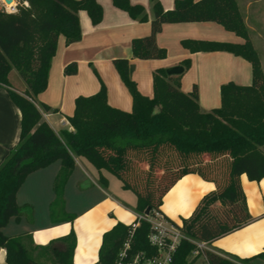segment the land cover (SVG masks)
Segmentation results:
<instances>
[{"label":"trees","instance_id":"1","mask_svg":"<svg viewBox=\"0 0 264 264\" xmlns=\"http://www.w3.org/2000/svg\"><path fill=\"white\" fill-rule=\"evenodd\" d=\"M27 6L8 14L0 10V86L20 112V131L16 145L0 163V247L6 264H73L75 234L72 230L46 245H37L27 232L6 236L1 229L22 213L16 193L30 173L59 161L54 179V199L49 205L51 222H71L72 214L63 211V187L74 166V156L88 161L106 186V171L121 182L123 189L136 196L134 211H159L164 194L185 174L195 173L212 181L215 189L205 194L193 212L177 223L187 239L177 244L170 264H193L192 241L212 242L250 221L240 175L249 180L264 177V71L249 38L236 0H174L165 10L159 0H150L152 19L147 35L131 40L133 58L162 59L164 48L156 44V34L164 23L215 22L244 39L243 43L184 39L181 45L190 52L227 51L251 64L250 85L227 82L220 86V106L209 111L199 107L197 88L189 92L179 87L180 73L168 75L164 68L153 72L151 97L142 95L131 77L133 64L127 58L113 65L131 97V111L110 106L101 84L91 95H78L67 117L71 130L58 134L42 119V112L53 111L37 103L36 97L47 85L51 60L60 36L66 44L79 41L81 30L77 12L86 11L91 23L102 18L96 0H26ZM139 22L148 20L143 6L129 0H111ZM184 67L189 61L183 60ZM15 67L25 84L17 89L10 79ZM183 68V67H182ZM77 70L75 62L63 68L66 75ZM220 174L219 179L217 175ZM58 212V214H56ZM63 213L60 215L59 213ZM117 222L102 235L95 264H116L128 240L126 257L152 256L148 242L150 224L138 220ZM173 222V221H172ZM207 264H254L264 262V250L240 258L218 251L204 250Z\"/></svg>","mask_w":264,"mask_h":264},{"label":"crops","instance_id":"2","mask_svg":"<svg viewBox=\"0 0 264 264\" xmlns=\"http://www.w3.org/2000/svg\"><path fill=\"white\" fill-rule=\"evenodd\" d=\"M96 1L102 8L101 20L93 25L86 11L77 12L81 38L70 44H66L62 36L58 38L46 88L36 97L38 104L54 109L42 112V119L55 133L71 130L67 117L73 112L75 97L94 94L101 84L110 106L131 111L130 94L113 65L117 58H127L133 64L131 77L138 91L148 97L153 94L152 76L156 69L183 67L179 87L183 92H189L195 85L199 107L204 111L220 106L222 84H251V64L243 57L227 51L190 52L181 45L184 39L244 42L243 38L220 24L210 21L164 23L156 34V44L165 49L166 56L137 59L131 55L130 43L150 31L153 16L150 0H129L131 4L143 6L148 18L145 22L133 20L125 11L113 6L111 0ZM159 2L165 10L174 4V0ZM236 3L249 30L251 43L257 51L264 52V0H236ZM262 55L260 60H264ZM185 59L189 61L188 67H184ZM71 62H75L77 70L66 75L63 68ZM20 87L24 89L25 84L20 83ZM19 131V109L9 99L6 89L0 86V163L16 145ZM73 159V169L63 187L64 207L74 216L73 220L53 223L49 217V205L55 196L54 179L61 167L59 161H54L27 175L16 193V203L22 213L18 219L11 218L1 231L6 236L27 232L35 244L46 245L72 230L76 239L72 263L95 264L103 233L117 222L132 223L137 215L134 211L136 201L126 197L121 183L113 185L114 194L110 192L113 175L101 172L107 180L104 187L98 181L99 172L88 161L79 156ZM239 180L251 219L208 243V247L244 258L264 250V177L249 180L243 173ZM214 189V182L195 173L185 174L164 194L159 211L166 218L180 223L193 212L200 199ZM29 210L32 213L30 220L26 215ZM0 264H6L2 247Z\"/></svg>","mask_w":264,"mask_h":264},{"label":"built area","instance_id":"3","mask_svg":"<svg viewBox=\"0 0 264 264\" xmlns=\"http://www.w3.org/2000/svg\"><path fill=\"white\" fill-rule=\"evenodd\" d=\"M21 3L19 0H0V10L13 14L18 11ZM27 1H22V6H27ZM137 222L132 224V230L138 225V220H145L150 224L148 233V242L155 248V253L152 256H145L143 253L136 254L130 260L123 261L126 257V249L129 247L127 240L123 244V248L119 253L120 260L116 264H170L172 254L181 239H187L181 232L177 223L166 218L160 211H154L152 214L145 215L144 213L136 215ZM196 245V249L192 252V256L198 253H203L204 250H211L208 243L205 241H192Z\"/></svg>","mask_w":264,"mask_h":264},{"label":"rangeland","instance_id":"4","mask_svg":"<svg viewBox=\"0 0 264 264\" xmlns=\"http://www.w3.org/2000/svg\"><path fill=\"white\" fill-rule=\"evenodd\" d=\"M22 1L23 0H19V2L21 3V5L19 6V7H22ZM19 9V8H18ZM257 51V50H256ZM262 54H264V52H261ZM261 53H260V51H257V54H258V57L259 56H261ZM262 56H264V55H262ZM259 61H260V65H261V68H262V71H264V67H262V66H264V60H260L259 59ZM12 71H10V79H11V82H12V84H13V86L15 87V88H17V89H20L21 87H20V83H23V81L21 80V78L19 77V75H18V73H17V71L15 70V67L13 66L12 67V69H11ZM216 172H214L213 171V174H215ZM215 175H217V177H218V179H219V175L220 174H215ZM112 179V186H111V188L109 189L110 190V192L112 193V194H114V186L113 185H116V186H118L121 182L117 179V178H111ZM114 183V184H113ZM125 192V195H126V197H128V198H130V199H132V200H134V201H136V196H135V194H134V192L132 191V190H129V189H125L124 190ZM128 204V203H127ZM63 211L65 212V213H68L66 210H65V207H64V203H63ZM56 214H58V212H56ZM60 215H63V213H59ZM26 215H27V218L30 220L31 218H32V213H31V210H29L27 213H26ZM75 241H76V239H75ZM193 264H207L206 263V261H205V258H204V255L202 254V253H200V255L195 259V261L193 262ZM254 264H264V262H262V261H255L254 262Z\"/></svg>","mask_w":264,"mask_h":264},{"label":"water","instance_id":"5","mask_svg":"<svg viewBox=\"0 0 264 264\" xmlns=\"http://www.w3.org/2000/svg\"><path fill=\"white\" fill-rule=\"evenodd\" d=\"M7 2L9 1V0H6ZM166 70V73L168 74V75H173V74H178V73H180L181 71H182V67L181 66H174V67H169V68H167V69H165ZM148 213H149V208H146L145 210H144V214L145 215H148Z\"/></svg>","mask_w":264,"mask_h":264}]
</instances>
